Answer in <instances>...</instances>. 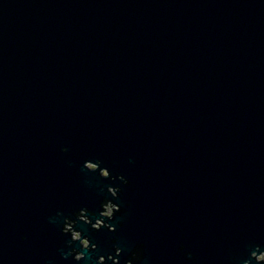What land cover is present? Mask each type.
Returning <instances> with one entry per match:
<instances>
[{
	"label": "water",
	"instance_id": "1",
	"mask_svg": "<svg viewBox=\"0 0 264 264\" xmlns=\"http://www.w3.org/2000/svg\"><path fill=\"white\" fill-rule=\"evenodd\" d=\"M109 186L79 264H257L264 0H0V264H76L63 221Z\"/></svg>",
	"mask_w": 264,
	"mask_h": 264
},
{
	"label": "clouds",
	"instance_id": "2",
	"mask_svg": "<svg viewBox=\"0 0 264 264\" xmlns=\"http://www.w3.org/2000/svg\"><path fill=\"white\" fill-rule=\"evenodd\" d=\"M62 152H66L67 148H62ZM101 161L97 160L95 163L91 161H85L84 167L90 171H98L99 175L106 179L116 180L119 179L124 185L128 184V180L123 176L112 177L110 171L106 167H101ZM103 191V189H101ZM107 192L111 195L113 199L104 198L99 203V211H93L89 208H79L73 210L72 215L65 217L63 224L61 226V233L63 235L69 236L70 239L67 241V247L70 248V251L66 256H62L63 259H66L67 256H71L73 261L76 264H79L81 260L85 258V252L95 251L97 244L92 242L90 238L95 232L100 231L102 228H107L109 232H114L115 227L109 223L113 221L117 215H123L124 209L121 206L114 202L119 198V193L121 188L119 187H107ZM62 215V213H57V216ZM54 218H50L49 222H52ZM94 221V222H93ZM83 222L90 226V234L85 236L81 230L77 228V223ZM117 223H122V221H117ZM27 237H22L26 239ZM79 244V247L75 245ZM183 245H181V250L183 251ZM143 245H137V247L130 253L129 258L126 259L125 264H141L143 260ZM113 252L115 255L108 254L99 255L95 258V264H108L111 261V264H119V257L122 253L121 247L116 245V241L113 240ZM261 251L260 247L257 246L256 251L251 252V257L257 262V264H264V258L257 259L260 256ZM192 253H186V258L190 259ZM244 264H250V261L245 260Z\"/></svg>",
	"mask_w": 264,
	"mask_h": 264
},
{
	"label": "rangeland",
	"instance_id": "3",
	"mask_svg": "<svg viewBox=\"0 0 264 264\" xmlns=\"http://www.w3.org/2000/svg\"><path fill=\"white\" fill-rule=\"evenodd\" d=\"M262 257V256H261Z\"/></svg>",
	"mask_w": 264,
	"mask_h": 264
}]
</instances>
